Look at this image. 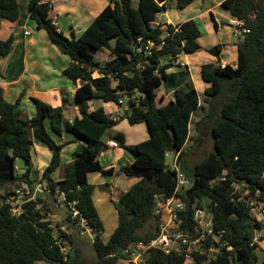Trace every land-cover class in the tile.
Segmentation results:
<instances>
[{
	"label": "trees",
	"instance_id": "trees-1",
	"mask_svg": "<svg viewBox=\"0 0 264 264\" xmlns=\"http://www.w3.org/2000/svg\"><path fill=\"white\" fill-rule=\"evenodd\" d=\"M195 0H110L86 31L79 37H66L54 25L51 10L42 0L29 3L30 19L39 29L47 32L52 44L67 54L72 63L64 74L81 85L76 90L80 116L72 122L65 119L63 107L33 98L36 113L22 118L20 96L8 101L0 86V187L20 181L33 185L30 178L32 147L35 142L48 147L52 158L43 171L47 187L55 192L64 191L68 201L77 200L76 208L94 233L97 258L88 264H118L112 256L136 241L149 242L158 234L160 215L156 213L161 195H175L188 202L198 201L213 212L217 231L232 250L223 252L213 264H264L253 242L256 228L264 225L253 221L250 198L264 202V0H222V7L235 19L245 22L250 33L238 42V60L230 63H205L201 66L203 79L210 83L205 90L209 101L207 111L210 124L206 125L214 140V150L195 165L196 178L188 187L177 189L176 166L185 161L191 118L200 104L199 93L186 67L170 71L176 58L183 52L200 50L201 31L195 20L178 26L156 25L159 13L175 8L183 10ZM20 17L18 0H0V26L3 22H17ZM178 27L179 31L175 32ZM117 39L114 48L110 41ZM151 42L149 54L142 49ZM164 43V44H162ZM13 44L10 37L0 44V57L5 56ZM88 48V49H87ZM224 46L216 45L208 51L219 57ZM86 50H89L88 53ZM108 50L107 60L96 58L94 53ZM91 51H94L91 52ZM168 59V62H163ZM97 73V76H95ZM174 91V100L158 105V89ZM142 92V94L139 93ZM212 97V99H210ZM127 98L130 110L125 117L131 124L145 122L150 137L136 144H127L125 134L116 132L114 141L134 156V161L120 167L128 176L141 181L124 197L114 202L118 223L108 239L103 238L105 223L94 203V185L89 182L92 172L111 173L114 168H103L99 153L103 135L119 123L103 106L90 109V100L102 99L119 103ZM220 98V99H219ZM70 100L63 96V103ZM123 117V116H122ZM50 129L62 135L71 132L82 141L74 153V161L67 166L64 179L56 181L52 175L61 164L63 147ZM199 127V124L197 125ZM172 155V161H168ZM17 158L27 166L23 174L17 172ZM239 184L247 194L234 193ZM27 202L22 215H15L10 205L0 200V264H33L45 261L50 264H75L77 250L64 252L65 242H74L72 234L58 224L55 228L49 219V202L57 200L56 194H26ZM191 212L187 218L191 224ZM73 221L65 212L67 222ZM150 223L144 233L141 229ZM69 225V224H68ZM58 230V234L55 232ZM156 264H182L180 254L153 253ZM199 264H202L199 260Z\"/></svg>",
	"mask_w": 264,
	"mask_h": 264
},
{
	"label": "crops",
	"instance_id": "crops-1",
	"mask_svg": "<svg viewBox=\"0 0 264 264\" xmlns=\"http://www.w3.org/2000/svg\"><path fill=\"white\" fill-rule=\"evenodd\" d=\"M29 1L18 0L20 17L17 22L5 21L0 26V44L10 37L13 38L11 50L5 56L0 57V86L3 89V95L11 102H15L20 96L22 97L20 104L22 112L20 116L22 118H31L35 115L36 107L33 98L36 97L53 106H62L65 119L72 122L77 116H80L79 103L76 101L75 94L77 88L81 85V81L77 80L74 82L64 74V69L73 61L67 54L54 49V45L49 39L47 32L39 29L37 23L30 19ZM132 1L135 3V0ZM196 2L197 0L183 10L169 8V10L159 13L155 22L156 25L178 26L187 21L195 20L201 31V37L198 40L201 46L200 50L194 53H181L176 58L174 65L169 69L170 71H178L187 67L199 93L200 104L191 118L189 140H191L193 135V126L198 124V133H203V136L210 135L208 127L205 128L206 125L210 124V120L207 112L203 109L205 101H208L203 96V92L210 86V83L203 79L201 66L211 62L221 63L223 66L227 63L236 65L238 60V44L236 43L233 47L237 54V60L230 62L228 61L229 59L223 58L227 43L226 39L221 40L219 38L227 35V33L222 35L224 29H228L229 32L231 29L234 31L233 24L235 18L228 10L222 7V0H211L210 5L206 4V0H200L197 3L199 7L193 9ZM109 3L110 0H55L50 13L54 25L66 37L71 38L73 34L79 37ZM231 34L233 35V32ZM243 38L244 36H241L237 40L240 41ZM219 40L221 41L219 45H223L224 48L220 56L217 57L208 50L216 46ZM108 58L109 53L104 60ZM163 62H168V59H165ZM157 92L158 105L175 99L174 91H166L163 86L159 87ZM63 96H67L70 101L64 104ZM95 100L101 102H98V105L95 106ZM89 104L91 110L103 106L105 111L110 115L118 114L117 118L119 120L125 115L127 110H130L129 103L126 102L125 98H123V104L112 101L106 102L102 99L90 100ZM127 105L129 109H127ZM202 110H204L203 113H201ZM47 124L53 138L58 143L68 142L63 147L61 153V164L52 175L54 180L59 181L64 179L67 166L74 161V153L82 141L76 139L75 135L68 131H65L62 135H58L50 129L49 121ZM130 125L128 126L126 123L122 125L120 123L113 130L110 129L103 135L99 160L103 168L108 169L113 167L114 171L111 173L92 172L89 175V182L94 185V203L104 223L106 222L105 219L112 220L115 216L116 220H118V213L113 201H120L125 194L141 181L139 177L128 176L119 171L121 166L132 163L134 156L121 145H112V141H114L113 133L115 131L125 134L127 144H136L150 137L147 123L140 122ZM186 156L185 163L190 169H194L199 161L189 162ZM51 158L52 151L48 147L35 142L32 147L30 173V178L34 180L33 185L31 186L24 181L5 185L1 188L3 190L0 192V200L4 199L6 194L13 193L17 189H21L25 193L30 192L33 195L34 188L42 181L43 171L50 163ZM173 166H176V157L173 160ZM26 169L27 166L25 164L21 170L17 168V172L21 175ZM33 169L35 170L34 178H32ZM42 194L48 195L47 192L40 195ZM55 206L58 207L57 204ZM55 215L53 214L54 219ZM63 217L65 219V215ZM63 217L58 218L57 221L63 220ZM252 218L253 221L264 225L263 215H252ZM63 228L69 231L67 224L63 225ZM82 232L83 230L80 227L78 234ZM255 232V237L261 239L260 242H258L259 239L257 242L262 248L264 246V227L256 228Z\"/></svg>",
	"mask_w": 264,
	"mask_h": 264
},
{
	"label": "built area",
	"instance_id": "built-area-1",
	"mask_svg": "<svg viewBox=\"0 0 264 264\" xmlns=\"http://www.w3.org/2000/svg\"><path fill=\"white\" fill-rule=\"evenodd\" d=\"M55 0H42V3L47 4L52 11V6ZM233 36L239 39L244 34L250 33V29L245 27V22L235 19L234 21ZM179 28H175L178 32ZM29 34V33H27ZM164 44V43H162ZM154 44L148 42L143 45L149 54ZM119 104H123V98L120 99ZM127 109L129 106L127 105ZM118 114H112L111 117L117 118ZM113 146H117V141H112ZM177 170V189L188 187L191 180L180 171L179 166H175ZM47 192L57 195V203L63 206V209L71 220L81 217L80 211L76 208L77 200L68 201L64 191L57 187L55 192H52L47 187L46 180L42 179L34 188L32 198L36 195ZM30 193V192H29ZM21 189H17L13 193L6 194L4 199L5 203L10 205V210L15 215H22L25 211V203L27 202L26 194ZM234 193L240 195L235 199H241L246 194V190H241L239 184L234 185ZM249 205L251 207V214L253 216H264V202L257 198H250ZM191 209V224L187 218ZM156 213L160 215L158 222V234L149 242L136 241L123 248L120 252L114 253L112 256H118V261L122 260L124 264H156L151 261L154 257L153 253H162L164 255L180 254L184 257L182 264H213V260L223 252V248L232 250V246L223 239V232L217 231L213 223V212L208 206H200L198 201L192 203L189 208L188 202L178 198L175 193L172 196H165L162 200H158ZM84 230L87 225L86 218L81 217L78 224ZM259 238L255 237L253 242ZM64 252L66 249L63 248ZM45 264H50L42 261Z\"/></svg>",
	"mask_w": 264,
	"mask_h": 264
},
{
	"label": "rangeland",
	"instance_id": "rangeland-1",
	"mask_svg": "<svg viewBox=\"0 0 264 264\" xmlns=\"http://www.w3.org/2000/svg\"><path fill=\"white\" fill-rule=\"evenodd\" d=\"M30 1H29V3H30ZM138 1L139 0H135V6L137 5ZM198 1H200V0H197V2L193 6V9H196L197 7H199L197 4ZM215 1H220V0H215ZM210 3H211V0H206V4L210 5ZM28 8H29V4H28ZM188 11H190V10H188ZM208 19H209V17H208ZM232 32H233L232 29L230 30V32L228 29H224L222 35H224L226 33H227V35H224L221 38H219L221 40L226 39L227 47H226L225 52L223 53V58L229 59L228 61H230V62H234L237 60V54L235 53L233 45L235 43L238 44V42H239L237 40V38H235L231 34ZM116 44H117V39H112L110 41V46L112 48H114L116 46ZM219 44H221L220 40L217 42L216 45H219ZM54 49L58 50L55 46H54ZM88 51L89 50H86L87 53H88ZM91 52L94 53V51H91ZM108 53H109L108 50H103V51H99V52L94 53V54L96 55V58L104 59L108 55ZM96 74L97 73H95V75ZM203 96L205 97L204 92H203ZM125 99H126V102H128L127 98H125ZM210 99H212V97ZM98 102H101V101L95 100L94 105L97 106ZM113 104L115 105V103H113ZM208 107H209V101H205L203 109L206 112L208 111ZM204 110H202L201 113H203ZM120 123L122 125L126 123L128 126L131 124L130 122L127 121V118L124 115H123V117H121L118 124H120ZM113 128H112V130H113ZM147 128H148V125H147ZM192 129H193V135H192V138H191V140H189L188 145H187L188 154H187L186 158L188 157L189 162H197V161H201L202 159H204L212 150H214V140H213V137L211 135L203 136V133H198L197 132V129H198L197 125L196 126L194 125ZM148 130H149V128H148ZM116 132L117 131H115L113 134H115ZM16 163H17L18 170H21L25 166V162L22 158H17ZM34 176H35V170L33 169L32 178H34ZM1 188H3V187H0V192H2V190H3ZM55 204H57L58 207H56ZM47 206L49 207V210H47L48 216H49V219L51 220L53 226L55 228H57L58 224H64V222H65L64 225L67 224V226L69 227V231H67L65 229L64 230L66 232L72 234V236H73V239H74L73 243H70L69 241L65 242L64 248L66 249V252H69V250H71V251L77 250L76 261L79 264H88V263H91L94 260H96L97 255H96V251L94 249V243H93L94 237H95L94 231L90 227H86L81 234H78V229L80 228L78 226V224H75L72 222H67L66 219H64L63 216L65 215V212H64L63 206L58 205L57 201H55L53 203L49 202V204ZM53 214H56L55 219H54ZM60 217H63V220L57 221V219ZM105 221H106L105 222L106 226H105V232L103 233V238L108 239L109 236L115 230L116 224L118 223V220H116V216H115L114 219H112V220H106L105 219ZM150 227H151L150 223H146L145 226L141 229V232L144 233V232L148 231L150 229ZM55 232L57 234L59 233L58 230H55ZM260 241H261V239L258 240V242H260ZM257 253H258L260 260L264 259V246L261 248L260 244H259V248L257 250ZM124 263L125 262H123L122 260L118 261V264H124ZM33 264H45V263H43L42 261H36ZM69 264H75V260L72 259L69 262Z\"/></svg>",
	"mask_w": 264,
	"mask_h": 264
},
{
	"label": "water",
	"instance_id": "water-1",
	"mask_svg": "<svg viewBox=\"0 0 264 264\" xmlns=\"http://www.w3.org/2000/svg\"><path fill=\"white\" fill-rule=\"evenodd\" d=\"M143 49V46H142ZM140 94H142L141 91H139ZM167 160L170 162L172 160V155H168ZM179 168L180 171L182 173H184L191 181H194L196 178V171L195 169H190L187 164L185 163V161L180 162L179 164ZM163 198H165L164 195L159 196L158 200H162ZM72 254H75V251H72Z\"/></svg>",
	"mask_w": 264,
	"mask_h": 264
}]
</instances>
